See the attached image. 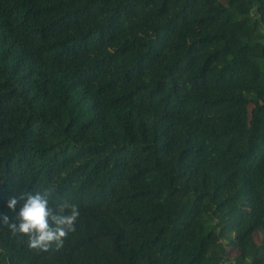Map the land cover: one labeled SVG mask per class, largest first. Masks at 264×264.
Instances as JSON below:
<instances>
[{
    "label": "trees",
    "instance_id": "16d2710c",
    "mask_svg": "<svg viewBox=\"0 0 264 264\" xmlns=\"http://www.w3.org/2000/svg\"><path fill=\"white\" fill-rule=\"evenodd\" d=\"M41 185L75 230L0 264H264V0H0V212Z\"/></svg>",
    "mask_w": 264,
    "mask_h": 264
},
{
    "label": "clouds",
    "instance_id": "9594fccd",
    "mask_svg": "<svg viewBox=\"0 0 264 264\" xmlns=\"http://www.w3.org/2000/svg\"><path fill=\"white\" fill-rule=\"evenodd\" d=\"M4 206L7 212H0V230L6 231L10 238L23 241L30 250L60 248L75 230L80 216L75 203L58 196L48 185L14 192Z\"/></svg>",
    "mask_w": 264,
    "mask_h": 264
},
{
    "label": "rangeland",
    "instance_id": "374dc122",
    "mask_svg": "<svg viewBox=\"0 0 264 264\" xmlns=\"http://www.w3.org/2000/svg\"><path fill=\"white\" fill-rule=\"evenodd\" d=\"M250 109H251V107H250ZM255 240H256L257 243H261L262 236H261L260 233H255ZM228 251H229V255H230L231 258H235L238 255V253L235 250L231 249V248H229Z\"/></svg>",
    "mask_w": 264,
    "mask_h": 264
}]
</instances>
